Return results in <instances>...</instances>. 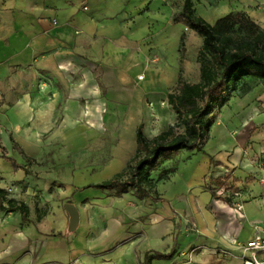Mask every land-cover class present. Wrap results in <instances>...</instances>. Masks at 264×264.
I'll use <instances>...</instances> for the list:
<instances>
[{
  "label": "rangeland",
  "instance_id": "1",
  "mask_svg": "<svg viewBox=\"0 0 264 264\" xmlns=\"http://www.w3.org/2000/svg\"><path fill=\"white\" fill-rule=\"evenodd\" d=\"M182 1L144 0L137 5L136 13L130 11L129 14L132 13V17L157 14L163 36L170 30L166 23ZM256 2L264 9V0ZM182 31L186 36L182 77L187 82H197L199 63L196 57L202 39L185 26ZM153 43L150 36L142 39V45L150 51L147 65L163 69L164 63L161 56L154 53ZM175 45L174 38L166 40L173 75L168 77L167 83L163 80L164 85H152L147 91H141L140 84L135 81L134 89L127 94L129 97L120 102H106L101 100L103 97L89 95L76 102L67 103L65 99L61 103L55 114V124L62 125V133L55 137L56 141H52L54 135L43 136L45 149L38 151L39 165L48 168L46 176L50 187L43 193L33 186L34 192L23 198L31 207L32 218H35L34 208H45L49 214L47 222L52 226L59 216L64 220L68 217L64 204L71 202L79 210V226L69 233L64 221L63 234L57 235L58 242L30 247V262L18 261L22 258L20 254L17 261L0 264H141L150 242H170L172 234L184 229L187 234L196 233L198 217H201L198 214L200 195L201 200L206 201L202 192L209 187L216 188L221 196H237L241 203L264 199V83L254 78L247 79L245 92L223 93L224 105L209 114L214 121L203 152L180 150L160 157L150 174L157 180L161 173L169 172L167 179L156 182L160 200H155L154 195L141 196L142 192H136L137 188L132 186H126L124 192L117 187L88 186L110 179L126 166L134 154L135 129L139 123L148 138L175 123L176 114L166 97L168 92L176 90L178 53ZM137 73L143 74L144 80L151 77V72L143 67L137 68L134 75ZM27 76L31 80L38 78L35 72ZM90 110L94 115L88 114ZM4 129L0 124V132ZM183 130L182 125L175 127L178 133ZM224 130L229 136H221ZM221 143L225 147L215 151ZM8 188L12 193L14 186ZM234 209L241 211L236 206ZM49 232L57 233L55 229ZM165 248L155 247L158 251ZM24 255H28L26 249ZM180 258L175 263H183L185 259ZM152 264H171V261L154 259Z\"/></svg>",
  "mask_w": 264,
  "mask_h": 264
},
{
  "label": "crops",
  "instance_id": "2",
  "mask_svg": "<svg viewBox=\"0 0 264 264\" xmlns=\"http://www.w3.org/2000/svg\"><path fill=\"white\" fill-rule=\"evenodd\" d=\"M142 1L0 0V124L5 128L0 132V189L29 209L26 220L19 212L0 210V262L18 259L22 263L30 262V247L58 242L64 221L68 224V217L64 220L59 216L52 226L47 222L49 214L41 207L34 208L35 218H32L31 207L23 198L34 192V188L44 193L50 187L48 168L39 165L38 151L45 149L43 136L54 135L50 140L56 141L55 137L62 133V125L55 124L61 103L65 99L67 103L76 102L89 95L103 97L101 100L106 102H120L129 97L127 94L134 89L135 81L141 91L152 85H164L163 80L167 83L173 75L166 46L170 38L176 43L178 75V46L185 25L172 18L183 1L166 23L170 30L163 36L157 14L132 17ZM192 2L195 13L209 23L229 12L243 11L264 26V9L256 0ZM149 36L154 40V53L164 63L163 69L147 65L150 51L142 45V39ZM162 37L164 40L159 41ZM139 67L149 70L151 77L144 80L138 78L139 73L134 75ZM30 72L37 74V80L27 76ZM89 113L94 115L93 110ZM220 134L229 136L226 130ZM223 147L221 143L215 151ZM8 157H13L21 167L15 169ZM10 186H14L12 193L8 191ZM202 193L206 201L200 195L201 217H198V230H194L197 234H187L184 229L172 234L170 242H150L143 255L147 251H173L170 258L164 259L171 264H178L175 261L180 257L185 259L181 264H243L241 246L253 236L255 227L264 228V199L241 203L236 196L230 197V204L214 198L207 189ZM236 203L242 204L239 212L234 209ZM48 229L57 233L52 234ZM155 245L166 248L158 251ZM20 254L21 260L17 259Z\"/></svg>",
  "mask_w": 264,
  "mask_h": 264
},
{
  "label": "trees",
  "instance_id": "3",
  "mask_svg": "<svg viewBox=\"0 0 264 264\" xmlns=\"http://www.w3.org/2000/svg\"><path fill=\"white\" fill-rule=\"evenodd\" d=\"M174 22H180L194 31L202 43L196 60L199 63V80L187 82L182 77L185 61V34L179 40V70L176 90L167 93V102L176 114L174 124L148 138L139 123L135 129V150L126 166L113 177L98 184L88 186L100 188H137L143 195H154L160 200L156 190L159 179H167L169 172H163L157 180L150 177L157 167L160 157L180 150L203 151V144L213 124L214 108L224 105L223 93L230 90H248V78L264 83V26L257 24L247 13L232 11L209 23L195 13L192 0H183L182 7L173 15ZM182 125L183 132L175 127ZM15 169L21 167L13 157H8ZM173 170H171L172 172ZM219 183H222L218 181ZM216 199L232 203L230 197L221 196L214 187L207 189ZM6 205V206H5ZM0 210L19 212L23 219L28 217V206L14 198H8L6 190L0 189ZM169 253L145 252L141 264H151L153 258H170Z\"/></svg>",
  "mask_w": 264,
  "mask_h": 264
},
{
  "label": "built area",
  "instance_id": "4",
  "mask_svg": "<svg viewBox=\"0 0 264 264\" xmlns=\"http://www.w3.org/2000/svg\"><path fill=\"white\" fill-rule=\"evenodd\" d=\"M143 77V74L138 76L139 79ZM10 190L8 189V191ZM236 207L241 210L242 204L236 203ZM241 248L243 251V264H264V228L261 226L255 227L253 236Z\"/></svg>",
  "mask_w": 264,
  "mask_h": 264
},
{
  "label": "water",
  "instance_id": "5",
  "mask_svg": "<svg viewBox=\"0 0 264 264\" xmlns=\"http://www.w3.org/2000/svg\"><path fill=\"white\" fill-rule=\"evenodd\" d=\"M65 211L68 214V224L67 231L73 232L75 231L80 223V213L77 206L71 202H66L64 204Z\"/></svg>",
  "mask_w": 264,
  "mask_h": 264
}]
</instances>
